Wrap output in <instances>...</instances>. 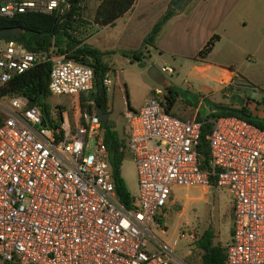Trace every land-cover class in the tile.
Segmentation results:
<instances>
[{
	"label": "built area",
	"instance_id": "built-area-1",
	"mask_svg": "<svg viewBox=\"0 0 264 264\" xmlns=\"http://www.w3.org/2000/svg\"><path fill=\"white\" fill-rule=\"evenodd\" d=\"M71 4L0 0V17L26 11L60 16ZM43 62H49L48 97L73 98L42 110L22 94L0 93V264H187L151 228L172 186L206 187L210 177L230 195L223 264H264V129L236 115L211 118L204 134L208 167L201 168L195 150L201 122L167 112L166 92L155 86L124 114L123 147L137 179L126 206L115 197L104 130L86 96L89 65L51 46L28 49L13 37L0 38V88ZM193 232L182 234L192 242Z\"/></svg>",
	"mask_w": 264,
	"mask_h": 264
},
{
	"label": "crops",
	"instance_id": "crops-1",
	"mask_svg": "<svg viewBox=\"0 0 264 264\" xmlns=\"http://www.w3.org/2000/svg\"><path fill=\"white\" fill-rule=\"evenodd\" d=\"M169 1L134 0L129 9L121 16L116 17L112 24L97 25L92 23L85 38V41L96 49L110 51V53H106L101 57L108 65L106 76L110 78L109 84L111 85L110 98L106 86L107 120L110 121L111 127L118 139L123 142V145L126 139L125 120L124 117L119 116V114L121 115L119 110L124 108L125 111L136 110L151 95L152 89L159 84H156L147 76L150 81L144 86L147 95L141 101H138L136 105L126 101V104L120 106L123 89L121 84L124 81L120 73L123 68L116 69V67H113L109 63L107 55L121 54V50H132L141 47L143 36ZM260 1L263 2L264 0H252V2L251 0H189L182 6L180 11L164 21L153 40L152 46L145 45L143 48L141 47L143 56L147 55L150 58L149 62L147 61L143 67L141 66L143 69L149 64H154L163 73L165 69H162V67L167 66L171 69V72L167 73L171 74L176 70V67H181L182 62H189V67L192 70L200 72L206 78L205 82H199L196 86L185 79L182 88L175 86L173 81L166 79L165 85L171 87L173 91H177L173 95L175 100L172 106L166 109L167 112L181 119H195V117L203 116L198 114L200 107L205 108L206 113H208L215 108L214 103L230 107L240 106L231 101L228 102L225 97H231L232 94L229 91L232 89L246 88L245 86L249 84L248 74H250L246 68V63L251 59L250 57L259 56L264 50V20L252 21L253 28L247 30V20L244 14L248 6L253 4L256 7ZM213 33L217 34V37L206 58L194 59L204 41ZM223 37L226 38V41L222 43ZM152 51L154 57H151ZM128 62L129 65L132 64L130 60ZM137 64L140 66L139 62ZM163 75L165 76L164 73ZM165 85L159 86L166 92ZM181 91L191 94L192 97V101L187 100L183 108L175 106L177 94ZM251 102L253 101L251 100ZM251 102L245 100L244 106L253 113ZM184 113L189 114V116L183 118L181 115ZM259 116H264V110L263 115ZM127 153L129 154L128 151ZM119 171L128 190L126 185L128 176L123 175L120 169ZM129 179L130 185L135 187L137 184L135 174ZM178 187L180 186L171 187L166 202H176L178 196L174 195V191ZM207 189L208 186H200L202 192L207 191ZM185 197L187 198V196ZM160 216H163V212L160 213ZM230 229L231 217L225 242L230 236ZM160 231L164 233V228L162 227Z\"/></svg>",
	"mask_w": 264,
	"mask_h": 264
},
{
	"label": "trees",
	"instance_id": "trees-1",
	"mask_svg": "<svg viewBox=\"0 0 264 264\" xmlns=\"http://www.w3.org/2000/svg\"><path fill=\"white\" fill-rule=\"evenodd\" d=\"M70 10L60 16L53 13H43L41 11H26L14 14L10 17H0V28L20 27L22 32L17 36H12L16 41L21 42L28 49L51 50L55 53L64 52L65 57L71 58L77 62L89 65L92 69L91 87L86 96L89 97L95 106H99L107 112L106 86L102 84L103 77L106 76L108 65L102 60V55L110 51H100L85 41L89 26L95 23L97 25H110L116 17L121 16L133 4L134 0H98L95 5L91 21L86 20L81 14V4L84 0H71ZM170 0L162 13L153 22L150 29L145 33L141 40V47L153 45V40L160 30L164 21L181 10L189 0H183L178 8H173V2ZM217 34H211L202 44L196 53L194 59H204L210 52ZM141 47L132 50H121L120 53L128 56L130 60H138L143 56ZM49 62L38 63L18 75H13L7 79L0 88V93L22 94L26 96L28 104H38L42 109H46L45 100L48 97L46 81L48 80ZM166 89L165 106L170 108L175 100L171 87L164 86ZM264 91L261 101L264 103ZM214 106L224 107L221 110L212 109L202 117H195L201 122L200 134L195 145V150L199 158V167H208V146L204 138L210 129V119L220 115H236L242 119L253 123L264 129V116L251 113L244 105L239 107H230L220 103H214ZM76 106V105H74ZM73 106V107H74ZM79 106V103L77 104ZM104 130L103 139L109 154V163L111 177L113 180V190L116 199L122 204L129 206L132 203V194L126 189L125 182L120 174L119 165L127 151L123 147V142L118 139L110 121H101ZM212 184L215 185L213 177H210ZM164 209V207H162ZM232 209L230 208V216ZM158 221H161L159 215ZM212 232L204 229L199 234L193 236L192 248L184 257L187 264H223L224 245L213 243Z\"/></svg>",
	"mask_w": 264,
	"mask_h": 264
},
{
	"label": "rangeland",
	"instance_id": "rangeland-1",
	"mask_svg": "<svg viewBox=\"0 0 264 264\" xmlns=\"http://www.w3.org/2000/svg\"><path fill=\"white\" fill-rule=\"evenodd\" d=\"M97 3L98 0H84L81 4V14L89 22L91 21ZM244 14L245 19L247 20L246 29L251 30L255 20H264V1H260L256 7L251 4L245 10ZM87 25L90 30L91 24L88 23ZM224 41H226V38L223 37L222 43ZM222 56L228 57L229 55ZM107 57L109 63L113 67H116V69L123 68L120 73L121 77L124 79L123 84H121L123 89L120 97V106L126 104V101L132 105H136L138 101H141L147 95L144 86L150 81L145 73L147 67L145 69L142 67L147 61H150V58L145 55L140 56L138 60H130L128 56L119 53H113L107 55ZM151 57H154V53ZM250 58L251 59L246 63V68L250 73L248 74L249 84L245 86L246 90L243 88L232 89L229 91L232 94L231 97H225V100L239 105H244L245 100L249 102L252 100L251 111L263 115L264 103L261 101V96L264 91V50L261 55L252 56ZM129 60L132 62L130 65L128 64ZM136 62H139L140 66ZM188 63L189 62H182L181 67H176V70L171 74L164 70L163 73L165 74L166 79L173 81L175 86L180 88L184 87L185 79L188 80L189 83L192 82L195 86L199 82H205L206 78H204L200 72L192 70ZM107 87L108 97L110 98L111 85L109 84ZM80 96L85 97V92L80 93ZM72 98L70 96H64V94L52 95L45 100L46 109H52V105L56 102L69 104V100ZM187 100L192 101L191 94L183 91L178 92L175 106L183 108ZM76 104L77 103H75V105ZM115 104L116 103L114 102V105ZM119 112L121 113L119 116L121 118L124 117L125 108L119 110ZM198 114L204 116L206 114L205 108L200 107L198 109ZM181 116L184 118L188 117L189 114L184 113ZM131 158L132 156L130 153H127L124 158L121 159L119 169L123 175L128 176L126 185L128 191L134 195L136 193V185L134 187L129 183V178H132L134 174L136 176ZM174 195L178 196L176 202L165 203L164 209L159 212H163V216H160L161 221H157L158 225L151 228L152 232L181 256L186 255L189 249L193 246L192 242L188 240L186 233L182 234V231L193 229V234L196 235L204 229L210 230L213 234V243L223 245L230 224L229 211L231 202L230 195L226 189L222 186L210 185L208 186L207 191L202 192L200 190V185H188L186 188L185 186L178 187V189L174 191ZM185 196H187V198ZM160 227L164 228V233L160 231Z\"/></svg>",
	"mask_w": 264,
	"mask_h": 264
},
{
	"label": "water",
	"instance_id": "water-1",
	"mask_svg": "<svg viewBox=\"0 0 264 264\" xmlns=\"http://www.w3.org/2000/svg\"><path fill=\"white\" fill-rule=\"evenodd\" d=\"M183 0H175L173 2V8H178V6L181 5ZM22 32V29L20 27L10 26V27H3L0 28V38H10L12 36H17ZM146 74L147 76L153 80L156 84L159 85H165L166 78L163 75V73L160 71V69L155 66L154 64H149L146 68ZM224 107L222 106H215L214 109L221 110ZM94 110L96 115L99 117V119L102 122L107 121V112L103 111L99 106H94Z\"/></svg>",
	"mask_w": 264,
	"mask_h": 264
}]
</instances>
